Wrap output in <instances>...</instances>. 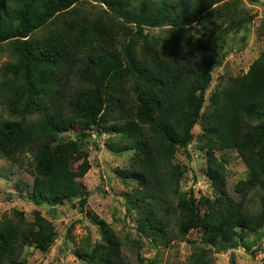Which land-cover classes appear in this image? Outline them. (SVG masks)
I'll return each mask as SVG.
<instances>
[{"label":"trees","instance_id":"obj_1","mask_svg":"<svg viewBox=\"0 0 264 264\" xmlns=\"http://www.w3.org/2000/svg\"><path fill=\"white\" fill-rule=\"evenodd\" d=\"M220 3L223 9L215 6ZM236 5L0 0V47L14 56L0 68V103L12 117L0 120V159L31 175L33 205L70 202L83 210L88 195L77 180L91 167L87 131L111 123L115 149L133 151L129 167L116 174L135 184L128 203L139 215V236L167 246L177 234L198 230L206 244L249 250L246 235L264 230V51L246 73L225 79L206 104L220 47L243 26ZM219 11L229 26L191 37L205 14ZM156 28L163 29L161 35L149 33ZM199 121L196 145L206 152L215 194L212 201L204 198V212L193 188L181 189L187 169L176 159L181 150L190 160L188 146ZM74 127L80 129L75 138L60 137ZM218 150L236 152L247 169L246 178L234 184L238 201L227 192L224 166L213 156ZM94 224L100 240L77 257L86 264H123L120 239L103 220ZM55 237L52 221L38 208L31 219L14 208L11 217L0 218V264H25L23 246L46 252ZM210 261L204 246L188 264Z\"/></svg>","mask_w":264,"mask_h":264},{"label":"rangeland","instance_id":"obj_2","mask_svg":"<svg viewBox=\"0 0 264 264\" xmlns=\"http://www.w3.org/2000/svg\"><path fill=\"white\" fill-rule=\"evenodd\" d=\"M225 1L230 5L237 4L234 9L238 13V20L243 18L244 27L232 30L220 47L222 58L220 64L212 70V80L206 90V104L210 94L220 88L225 79L246 73L251 63L264 51V1ZM215 6L224 8L221 3ZM221 14V11L205 14L203 23H197L193 27L191 37L211 31L219 33L229 26L230 23L225 19L218 18ZM162 31V28H156L149 30V33L161 35ZM5 46L0 47V68L7 62L14 61L11 50ZM11 118L0 103V120ZM200 123L199 121L193 128L194 139L188 146L190 160L181 150L176 153V159L187 169L181 189L186 191L189 187L193 188L196 200L201 203V211L204 212L208 205L204 198L212 201L215 194L207 175L206 152L196 145V137L202 131ZM110 124L91 126L90 131H87L84 147L91 167L84 177L77 180L88 195L83 210L70 202L53 208L34 206L30 200L31 175L21 171L15 164L0 159V218L11 217L16 208L23 210L26 217L31 219L32 212L38 208L44 217L52 221L56 230L54 244L48 251L41 252L33 245L22 247L19 256L25 260V264H86L77 257V253L89 251L100 240L98 226L94 224L97 220L108 224L120 239L123 264H188L192 253L204 246L209 251L210 264H264V230L246 235L243 242L249 250L238 247L234 251L223 250L221 242L206 244L198 230H190L179 236L177 234L178 238L167 246H155L150 240L139 236L136 231L139 215L128 203L134 195L135 184L129 179L122 180L116 174V170L129 167L133 151L115 149L117 144L110 133ZM79 131V128L74 127L70 132L61 133L60 137L73 139ZM213 156L224 166L228 194L232 199L240 200V196L234 191V184L247 175L241 158L232 150L214 151ZM28 163L27 157L26 165L29 170ZM77 202L78 198L74 200L75 204ZM254 207L255 202H250L249 208Z\"/></svg>","mask_w":264,"mask_h":264}]
</instances>
